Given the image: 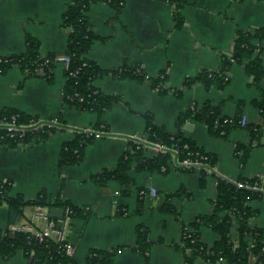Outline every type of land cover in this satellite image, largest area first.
Here are the masks:
<instances>
[{"label": "crops", "instance_id": "1", "mask_svg": "<svg viewBox=\"0 0 264 264\" xmlns=\"http://www.w3.org/2000/svg\"><path fill=\"white\" fill-rule=\"evenodd\" d=\"M68 5L69 0H0V57L21 53L26 35L38 41L41 57L63 55L68 29L63 28L62 17ZM181 16V27L175 28L172 6L165 0H123L118 12L106 3L90 5L87 17L100 40L93 43L87 59L104 71L93 86L104 95L117 96L118 101L102 116L106 134L85 148L76 166H58L61 146L73 139L74 131L91 128L96 116L91 112L79 113L63 104L64 65H55L51 83L41 78L24 79L17 68L0 75V111L13 109L28 117L56 120L59 125L44 142L12 149L0 147V180L10 183V197L20 196L28 201L44 191L50 198L58 197L82 210L72 218L68 232L74 247L71 259L76 264H83L91 249L114 248H120V252L113 258V264H184L182 253L175 247L181 238V224L211 214L217 177L229 181L239 176L264 179L263 147L250 151L242 169L233 154L235 144L249 143L247 131L231 130L227 139L222 140L210 137L203 124L187 122L191 129L186 130L185 125L184 136L217 158L215 172L207 174L203 188L199 186L197 173L179 172L175 168L165 174L131 172L133 184L125 195L115 181L104 187L91 181L103 170L115 168L130 146L132 140L128 138L144 135V115H150L167 133L175 134L177 116L190 107L209 102L213 106L222 105L221 115L234 117L236 103L243 102L241 119L246 124L260 123L250 104L257 90L249 85L250 78L239 65L231 67L229 82L221 90H206L194 84L179 97L173 91L202 70H218L221 56L231 53L237 30L252 32L264 27V0H183ZM262 63L264 66V52ZM134 66L153 79L164 71L166 93L160 95L148 83L116 74L123 67ZM261 86L264 89V82ZM144 154L155 155L153 151ZM179 189L188 197L183 194L168 200L178 214L176 218L163 211V202ZM140 190L147 192L141 199ZM248 206L257 211L249 226L264 230V201H251ZM119 209L125 216L116 214ZM34 211L33 206L16 211L6 203L0 204V231L26 222L34 228L42 227L43 221L33 218ZM137 226L147 228L150 233L151 247L146 259L132 248ZM217 238L211 230L200 229V239L208 247ZM231 238L233 241L238 238L236 227L231 228ZM0 264L32 262L17 251Z\"/></svg>", "mask_w": 264, "mask_h": 264}, {"label": "trees", "instance_id": "2", "mask_svg": "<svg viewBox=\"0 0 264 264\" xmlns=\"http://www.w3.org/2000/svg\"><path fill=\"white\" fill-rule=\"evenodd\" d=\"M165 1L172 6L175 28H180L183 22L181 16L183 0ZM95 3H106L115 12H118L123 0H69V5L62 17V26L68 29L63 55L41 57L38 41L26 35L24 50L21 53L0 57V75L11 68H17L23 74L24 79L41 78L51 83L53 69L56 64L60 63L58 59L67 56L69 62L63 70V104L79 113L91 112L95 114L96 121L91 128L93 130L102 128L106 132L102 116L118 101V97L104 95L93 86V81L104 74L103 70L87 59V54L93 43L100 40L94 33L87 17L90 5ZM263 52L264 27L252 32L237 30L231 53L221 56L218 70H202L194 77L185 79L180 89L173 91L179 97L184 89L194 84H200L206 90H221L229 82L228 73L231 67L239 65L243 68L245 75L250 78L249 85L257 90V96L251 100L250 104L260 117L259 124L240 123L243 102L236 103L237 114L232 118L221 115L222 105L213 106L209 102H205L200 107H190L177 116L175 120L177 132L175 134L167 133L153 122L150 115H144L143 134L151 142H160L168 148H175L179 161L186 158L194 161L205 157L208 166L214 168L217 158L205 153L196 146L193 140L184 136L183 128L186 123H201L205 126L210 137L222 140L227 139L231 130L244 129L249 134V143L247 145L235 144L233 149V154L242 169L253 148H264V89L261 86V83L264 82ZM116 74L121 78L134 79L138 83H148L150 88L160 95L166 93V89L163 87L166 78L164 71L155 79L147 77L138 66L123 67ZM160 76L163 78H159ZM11 117H16L18 123H26L31 118L13 109L0 111V119L10 120ZM56 131V129L42 128L38 131L28 132L22 137H9L4 132H0V147L12 149L31 142H44ZM94 139L95 136L92 134L77 133L72 140L64 142L61 146L58 166L79 165L85 148ZM137 146L135 141H131L129 148L117 161L115 168L103 170L98 175L91 177V181L101 187L106 186L110 181H115L122 188L121 193L125 195L133 184L131 172L162 173L160 172L162 167L166 168L162 174L169 171L170 157L168 154H156L149 157L144 154L142 148L137 150ZM175 170L184 173H197L199 186L204 187L208 174L206 170L182 166L176 167ZM236 183L244 184L248 188H238ZM254 186L262 190H253ZM9 189L10 183L0 180V204L6 203L9 208L16 211L23 206H41L47 209L52 207L62 209L69 206L72 218L82 212L79 207L63 202L58 197L50 198L44 191H40L34 199L24 201L20 196L10 197ZM215 190L216 196L210 202L213 207L211 214L199 215L190 223L181 224V238L175 247L182 253L184 264H264V230L249 226V221L256 216L257 211L248 206L249 202L264 198V179L261 180L257 177L249 179L239 176L235 181H229L217 177ZM143 192L142 196L147 194L146 191ZM183 194L188 197L183 189L167 195L163 202V211L178 218V214L169 205L168 200ZM116 214L125 216L126 213L119 209ZM203 227L210 229L218 236L210 247L200 239V229ZM232 227H236L238 235L236 241L231 238ZM135 234L136 240L132 248L146 259L147 252L151 247L149 231L147 228L137 226ZM17 251L22 252L27 259L31 260L32 264H76L50 240L39 242L29 233L10 232L7 229L0 231V261L7 262ZM119 252L120 248L91 249L87 252L83 264H113V258Z\"/></svg>", "mask_w": 264, "mask_h": 264}, {"label": "built area", "instance_id": "3", "mask_svg": "<svg viewBox=\"0 0 264 264\" xmlns=\"http://www.w3.org/2000/svg\"><path fill=\"white\" fill-rule=\"evenodd\" d=\"M64 66L68 64L69 59L67 56H62L58 59ZM148 77V76H147ZM159 78H163L160 76ZM232 118V117H229ZM241 124L245 123L242 119ZM102 127V126H101ZM42 128L59 129V125L56 120H44L39 118L31 117L26 123H18L16 117H11L10 120L0 119V132H4L9 137H22L28 132L38 131ZM86 133L92 134L95 138H100L106 134V132L101 128L99 130H93L92 128H86L82 130L74 131V134ZM132 141L138 145L137 150L142 148L143 151H153L154 154L169 155L170 168L182 167H194L196 169H204L208 173H214L215 167L211 168L207 164V158L200 157V160L191 161L190 159H185L179 161L177 159V150L175 148H168L161 144L160 142H151L147 139L145 135L142 137L133 138ZM166 171L165 167L160 169V172L164 173ZM262 180V179H261ZM238 188H248L244 184L236 183ZM253 190H262L261 188L254 186ZM144 194L143 191H139V196ZM33 218L35 220L43 221V226L40 228H34L31 224H23L20 226L7 227L10 232H25L32 235L39 242L50 240L54 242L59 249H61L67 257H72L74 252V247L68 239V232L70 228V223L72 220V211L69 206L62 208V217L59 220L49 217V209L41 206L34 207ZM85 210H88L87 208Z\"/></svg>", "mask_w": 264, "mask_h": 264}, {"label": "water", "instance_id": "4", "mask_svg": "<svg viewBox=\"0 0 264 264\" xmlns=\"http://www.w3.org/2000/svg\"><path fill=\"white\" fill-rule=\"evenodd\" d=\"M185 129L186 130H190L191 129V125L190 124L186 125ZM128 139L133 140V138H128ZM62 214H63V212H62V209H60V208L52 207V208L49 209V217L50 218L59 220V219H61Z\"/></svg>", "mask_w": 264, "mask_h": 264}, {"label": "rangeland", "instance_id": "5", "mask_svg": "<svg viewBox=\"0 0 264 264\" xmlns=\"http://www.w3.org/2000/svg\"><path fill=\"white\" fill-rule=\"evenodd\" d=\"M237 173H240V170L237 168ZM259 201H264V198H261V199H259V200H255V201H252V202H259ZM33 221H34V219H33ZM26 224H29L28 222H26ZM203 228H205V227H203ZM202 229V228H201ZM205 229H208V228H205ZM210 230V229H209ZM152 231H154L153 230V228H152V230H151V233H152ZM149 237H150V233H149Z\"/></svg>", "mask_w": 264, "mask_h": 264}]
</instances>
